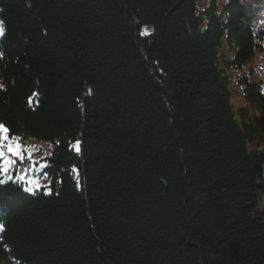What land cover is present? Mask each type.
Listing matches in <instances>:
<instances>
[{
    "label": "trees",
    "instance_id": "1",
    "mask_svg": "<svg viewBox=\"0 0 264 264\" xmlns=\"http://www.w3.org/2000/svg\"><path fill=\"white\" fill-rule=\"evenodd\" d=\"M198 1L0 0V123L50 145L0 264H264V0Z\"/></svg>",
    "mask_w": 264,
    "mask_h": 264
},
{
    "label": "rangeland",
    "instance_id": "2",
    "mask_svg": "<svg viewBox=\"0 0 264 264\" xmlns=\"http://www.w3.org/2000/svg\"><path fill=\"white\" fill-rule=\"evenodd\" d=\"M205 5H206V0L198 1V6L200 8L204 7ZM231 90L233 94H232L230 101L232 102V105L236 109L237 107H240L243 104V101L241 100L239 93L237 91L235 92L234 88H232ZM19 143L21 144L22 148L25 149V152H24L25 159L24 161L21 162L17 158L11 157L7 153V149L5 148L4 151L6 155H9L10 159H16V164L10 167L8 173H3L2 171H0L1 179L4 181L11 180L19 184L22 183L21 185L23 186L24 190L28 187H33L34 190L38 188H44V186L47 185V179L43 175L44 167H41V165L46 164V158L50 154V145L45 143L44 141L38 142L33 139L23 140V141L19 140ZM27 149H33L32 159L36 162L34 165L31 164V162L28 160L27 151H26ZM2 165H3V160L0 159V166ZM21 175L25 177L24 180L18 179V177ZM9 177H11V179H9ZM27 181H36V184L31 185ZM261 203L263 206L264 205V195L261 198Z\"/></svg>",
    "mask_w": 264,
    "mask_h": 264
},
{
    "label": "snow or ice",
    "instance_id": "3",
    "mask_svg": "<svg viewBox=\"0 0 264 264\" xmlns=\"http://www.w3.org/2000/svg\"><path fill=\"white\" fill-rule=\"evenodd\" d=\"M5 34V28L3 25V22L0 21V36H3ZM140 35H149L148 29L145 28L140 32ZM0 56H3V52H0ZM38 93H33L32 96L28 98L29 106H33L34 104V97H37ZM11 129L4 125L3 123H0V159L3 160V165L0 166V171L3 173H8L9 169L12 165L16 164V159H10L9 155L11 157H15L21 162L25 159V149L22 148L21 144L19 143L20 138L19 137H11L10 136ZM7 149V153L9 155H6L4 149ZM27 157L28 160L31 162V164H35L36 162L32 159V152L33 149H27ZM76 151H79V141H77ZM41 167H47V164H42ZM11 179V177H9ZM18 179L24 180L25 177L23 175L19 176ZM31 185H35L36 181H27ZM5 181L0 180V185H4ZM79 186V185H78ZM27 192L31 193L33 192V187H28L25 189ZM3 231V226L0 225V232Z\"/></svg>",
    "mask_w": 264,
    "mask_h": 264
}]
</instances>
